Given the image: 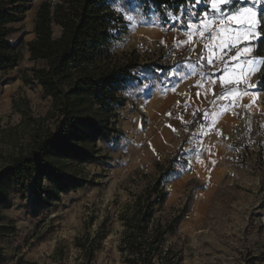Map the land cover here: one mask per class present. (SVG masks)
I'll return each instance as SVG.
<instances>
[{"label":"rangeland","instance_id":"rangeland-1","mask_svg":"<svg viewBox=\"0 0 264 264\" xmlns=\"http://www.w3.org/2000/svg\"><path fill=\"white\" fill-rule=\"evenodd\" d=\"M42 1L33 0L23 21L13 24L10 40L21 53V60L13 69L0 71V169L12 157L29 152L35 134L44 136L56 124L51 98L40 85L26 84L22 79L36 64L30 59L27 43L35 37L34 19ZM49 1L55 4L59 0ZM112 6L124 7L137 20L134 29L125 20V32L112 41L111 49L119 55L136 50L144 64L122 92L126 100L119 110L123 137L118 144L103 146L99 161L81 166L84 176L91 180L84 187L37 209L30 195L20 198L12 194L0 205V222L15 227L13 233L0 236V264H15L21 255L41 264H57L51 255L59 243L66 248L65 264H77L74 238L86 231L94 233L107 217L109 232L96 252V264H122L117 245L123 227L118 213L129 192H139L145 183L137 173H154L156 163H166L182 142L183 152L165 181L169 192L165 213L184 214L179 238L173 237L185 248L183 264H264V106L260 104H264V97L250 108L244 106L249 100L245 97L235 107V115L224 113L210 129L217 120L214 114L205 119L193 116V103L184 108L187 94L196 88L189 89L190 81L183 83L179 76L168 75L174 67L191 75L183 66L190 56L188 47L173 46L174 39L185 38L177 30L186 25L171 21L167 16L170 11L157 13L139 0H114ZM201 8L206 5H199L197 11ZM54 33L59 34L58 27ZM201 47L197 41L188 63H195ZM153 63L170 68L156 69ZM199 71L198 66L193 78L206 80ZM203 71L208 72V67ZM203 112H207L206 106ZM181 116L183 121L178 118Z\"/></svg>","mask_w":264,"mask_h":264},{"label":"trees","instance_id":"trees-1","mask_svg":"<svg viewBox=\"0 0 264 264\" xmlns=\"http://www.w3.org/2000/svg\"><path fill=\"white\" fill-rule=\"evenodd\" d=\"M114 0H44L36 9L35 37L28 41L30 59L36 64L30 75L22 76L26 84H38L51 98L54 129L44 136L34 135L29 152L11 158L0 169V205L12 194L31 196L37 208L58 201L62 194L84 187L91 180L81 167L99 161L103 146L118 144L123 131L119 110L125 106L122 95L135 73L144 64L136 50L122 55L111 49L112 41L125 32V20L113 9ZM155 12L178 13L185 0H139ZM33 0H0V71L16 67L21 53L11 42L13 24L23 21ZM203 10L202 8L200 11ZM264 36V14L257 11ZM59 28L55 35L54 28ZM264 56V39L253 41ZM156 69L170 67L157 63ZM264 68L257 74L261 80ZM258 90H263L261 87ZM201 115V114H198ZM198 117L193 120L196 126ZM102 144V146L100 145ZM180 144L166 163H156L152 174L138 172L145 183L139 192L130 191L118 219L123 227L117 248L122 264H183L185 248L174 238L184 214L167 216L165 203L169 192L165 181L174 171V162L183 152ZM137 178H132V181ZM15 227L0 222V236L13 233ZM108 217L94 233L86 231L74 238L77 264H96V252L108 234ZM65 246L59 243L52 260L65 264ZM2 251L0 249V260ZM15 264H41L19 256Z\"/></svg>","mask_w":264,"mask_h":264},{"label":"snow or ice","instance_id":"snow-or-ice-1","mask_svg":"<svg viewBox=\"0 0 264 264\" xmlns=\"http://www.w3.org/2000/svg\"><path fill=\"white\" fill-rule=\"evenodd\" d=\"M204 4L206 8L197 11L199 5ZM231 5V7H228ZM260 6L261 13L264 14V0H185L178 5V13L167 12L168 18L176 24L186 25L177 31L182 32L184 39H174V47H188L190 56L183 64L191 70V75H197V66H199V76L206 77L205 81L197 79L192 87L196 88L194 94H187L188 99L183 101L185 110L195 101L203 97H213L209 103L218 109L214 115L217 120L212 121L209 128H215L218 119L226 112L231 111L235 115V107H238L240 101L248 97V103L244 105L250 108L256 105L259 99V91L264 87V74L260 81H254L253 77L262 68H264V56L255 55L259 51L253 47V41L264 39L259 31L254 29L259 27V19L255 8ZM115 11L122 14L123 19L128 22L130 28H135L137 16L129 14L124 7H115ZM138 11V9L136 10ZM196 17L193 21L191 18ZM172 30V29H169ZM197 41L201 42L200 55L196 57L195 63H188V59L196 51ZM165 44L164 40L160 41ZM165 46H167L165 44ZM205 66L208 72L203 71ZM214 72H221L217 77ZM169 76H179L181 81L188 79V75L182 71H177L174 67ZM219 87V91L216 87ZM203 89V91H201ZM253 89L257 91L253 92ZM173 92L176 91L174 87ZM180 95H186L180 93ZM217 101H227L224 104H217ZM181 101H177L180 105ZM193 116L201 114L207 118L209 113H201V109H196ZM168 115H172L168 113ZM183 121V117H178ZM169 127H172L169 125ZM203 127V126H201ZM176 131L175 128L172 129ZM217 134L220 131L217 129Z\"/></svg>","mask_w":264,"mask_h":264},{"label":"crops","instance_id":"crops-1","mask_svg":"<svg viewBox=\"0 0 264 264\" xmlns=\"http://www.w3.org/2000/svg\"><path fill=\"white\" fill-rule=\"evenodd\" d=\"M256 29H254V31H255ZM198 67V66H197ZM222 74V73H221ZM221 74H219V75H217V77H219ZM189 78L188 79H186V80H183V81H181V82H183V83H188L189 81L191 82L189 85H188V88L189 89H191V88H193L192 87V85H194L195 84V82H196V80L197 79H195V77L193 78V76L192 75H190V76H188ZM201 80H203V79H201ZM205 81V87H207L208 85H207V82H206V80H204ZM216 90L217 91H219L220 89H219V87L217 86L216 87ZM195 91H196V89L194 90V93H195ZM201 91H203V89H201ZM259 91V95H261V96H259V98L260 97H264V91L263 90H258ZM193 93V94H194ZM187 98V95L185 96V98L184 99H186ZM213 99V97H211V95H209L208 96V99L207 100H205L203 97H201L200 98V100H198V101H195L194 103H193V108H194V111L196 110V109H201V111L204 109V107L206 106L207 107V113H209V116L211 115V114H214V112H213V110H218L217 108H216V106L215 105H213V104H211V103H209L208 101H210V100H212ZM262 99V98H261ZM224 103H227V101H217V104H224ZM260 104H261V106H264V104L262 103V101H260ZM210 111H211V113H210Z\"/></svg>","mask_w":264,"mask_h":264}]
</instances>
